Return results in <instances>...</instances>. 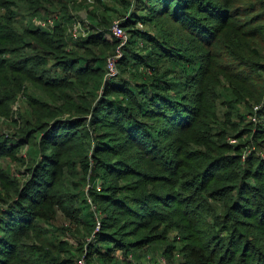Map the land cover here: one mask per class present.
<instances>
[{"label": "trees", "instance_id": "1", "mask_svg": "<svg viewBox=\"0 0 264 264\" xmlns=\"http://www.w3.org/2000/svg\"><path fill=\"white\" fill-rule=\"evenodd\" d=\"M114 1L124 46L108 10L74 39L66 5L46 31L32 20L54 19L53 0H0V115L24 96L0 157L37 148L0 219V264H158L157 249L166 264H250L253 231L264 236V162H242L246 143L227 137L243 139L257 116L264 145V0ZM16 8L31 13L27 26ZM58 212L68 227L52 224Z\"/></svg>", "mask_w": 264, "mask_h": 264}, {"label": "rangeland", "instance_id": "2", "mask_svg": "<svg viewBox=\"0 0 264 264\" xmlns=\"http://www.w3.org/2000/svg\"><path fill=\"white\" fill-rule=\"evenodd\" d=\"M100 1H101L100 4H97L93 0H53V7L51 9V11L53 12L52 16L56 20H60L61 17L65 14L64 10L62 9L64 5H66L67 11L69 10L68 11L69 14H71L74 17V19L78 21L81 20V22H85V25H87L90 15L93 12H96L99 15H101L104 11L108 10L107 15L112 16L113 20L116 22H120V20L123 19V16L126 15V9L122 7L120 3H117L114 0H100ZM60 10H62V12ZM16 12L18 16H20L18 17L19 19L25 16L26 19L24 21L27 26L29 23L28 19L30 18L31 13L20 10L19 8L18 9L16 8ZM41 16H44V14H41L40 17ZM90 19L93 21V18H90ZM102 26L103 25L100 24V27ZM69 30L70 29H68V31ZM69 34L70 33L68 32L67 35L70 36ZM114 53L115 51L111 50V52L107 54V57L113 56L116 54ZM23 98L24 96L22 94L19 100L17 101V103L15 104V106L12 107L11 112L9 113L8 116L2 115V114L0 115V130L3 136L5 137V139L7 140L8 139L10 140V138H12L13 135L17 134L18 130L21 127V124L19 120H17V118H19L18 113L20 114L19 112L20 109L22 108V106H24ZM220 116H222V110H220ZM248 121L253 122V126H254L253 129H251L250 133L241 135L243 139H239L238 133H235V135H231L227 137V142L229 143L230 146L238 145L241 143H246L247 146L243 148L244 151L240 152L242 162L246 163L250 159L251 156L252 157L254 156L255 158H258L259 161L264 162V149H263L264 145H262L263 147H260V146L257 147V143H256V141L262 140V139L256 138L257 131L255 128V125L258 124L260 120L257 118V116H249ZM29 148H31L32 150L34 149L37 150L36 146H34L33 143H30L29 147L26 146V147L21 148V150L19 151L17 155L21 158L20 161L12 157H8V156L1 155L3 157H0V170L4 173L5 172L8 173L11 177L10 180L13 182L12 184H10L8 182H3L0 180V219L2 221L5 218H7V214L9 211V204H7V202L11 201L15 197L14 188L19 187L22 190L24 186L26 185V183L29 182L32 178L33 161L26 153ZM158 162L160 161L158 160ZM85 186L87 187V190H88L90 187V184L87 183L85 184ZM97 190L100 191L101 188ZM89 201L93 204L91 199ZM174 206L178 207L177 203ZM251 222L254 223L255 220H252ZM52 224L58 227H65V226L68 227L69 221L67 220L66 217H64V215L61 212H58L56 213L55 221ZM171 233L174 236L178 235L175 232H171ZM259 233H260L259 230L253 231V235H252L254 236L253 243L256 245V249L255 250L251 249L249 251V254L251 256V257H248L250 264H258V261H257L258 257H255L254 251L264 252V236L263 237L260 236ZM10 236L12 238H16L17 233H13ZM84 254H86V252ZM151 257H152V262L157 261L158 264L167 263V261L164 258H162V250H159V249L155 250L154 252L151 253ZM81 260H84V262H86L84 257H81L80 261ZM80 261L78 262V264H80ZM136 261L138 264H148L149 263L148 259L140 257V256L136 258ZM242 262L245 263V261H242Z\"/></svg>", "mask_w": 264, "mask_h": 264}, {"label": "built area", "instance_id": "3", "mask_svg": "<svg viewBox=\"0 0 264 264\" xmlns=\"http://www.w3.org/2000/svg\"><path fill=\"white\" fill-rule=\"evenodd\" d=\"M34 26L41 28L43 30L49 31L52 30L55 26V22L56 19H39V18H34L32 20ZM83 23L78 20H74L73 24L70 27L69 30V35L74 38V39H78L81 36H84L85 32H84V28H83ZM138 28L143 29L144 26L142 24L138 25ZM112 36L116 39H118L121 43V46H124L127 44L128 42V35L127 33L121 28L120 23L119 22H113L112 26H111V32ZM121 57V52H120V48L117 50L116 54L113 56H110L107 58V71H108V75L109 76H115L117 73V69H116V63H117V59ZM80 264H86L84 262V260L80 261Z\"/></svg>", "mask_w": 264, "mask_h": 264}]
</instances>
